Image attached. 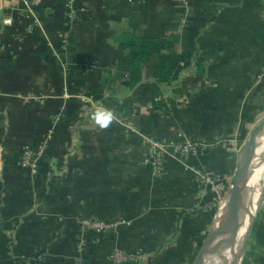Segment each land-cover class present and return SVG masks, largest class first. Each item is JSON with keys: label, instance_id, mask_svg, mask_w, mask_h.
<instances>
[{"label": "crops", "instance_id": "0c3cea01", "mask_svg": "<svg viewBox=\"0 0 264 264\" xmlns=\"http://www.w3.org/2000/svg\"><path fill=\"white\" fill-rule=\"evenodd\" d=\"M125 34L187 61L169 81L157 56L132 76ZM263 120L264 0H0V264H192L221 201L191 168L231 181ZM162 139L198 153L156 171ZM260 213L247 248L264 264ZM90 217L108 228L85 238Z\"/></svg>", "mask_w": 264, "mask_h": 264}, {"label": "water", "instance_id": "95a60500", "mask_svg": "<svg viewBox=\"0 0 264 264\" xmlns=\"http://www.w3.org/2000/svg\"><path fill=\"white\" fill-rule=\"evenodd\" d=\"M263 137L264 120L253 129L246 144L238 154L236 171L232 177L231 188L227 195L230 219L213 226L205 237L203 245L192 264H207L206 262L212 247L231 237H234L238 232L244 211V204L240 197V192L243 191L248 184L250 167L256 155V150L259 146L260 140ZM251 230L252 223L249 228L248 236L241 248V257H243L246 250Z\"/></svg>", "mask_w": 264, "mask_h": 264}, {"label": "bare ground", "instance_id": "6f19581e", "mask_svg": "<svg viewBox=\"0 0 264 264\" xmlns=\"http://www.w3.org/2000/svg\"><path fill=\"white\" fill-rule=\"evenodd\" d=\"M264 180V137L260 140L256 155L250 167L248 184L240 197L244 204V211L240 221V227L234 237L214 245L207 259V264H212L216 258H220L219 264H240L242 259L241 248L246 240L250 228V219L261 204ZM264 192V191H263ZM228 197V196H227ZM221 202L216 223L221 224L230 219L228 210V198Z\"/></svg>", "mask_w": 264, "mask_h": 264}, {"label": "built area", "instance_id": "2783aa9c", "mask_svg": "<svg viewBox=\"0 0 264 264\" xmlns=\"http://www.w3.org/2000/svg\"><path fill=\"white\" fill-rule=\"evenodd\" d=\"M199 150L198 144L173 140H150L149 157L154 164V168L158 171L167 158L182 159L186 162L191 158H195ZM35 154L31 150H26L23 154V164L26 166L34 165ZM190 169L191 167L188 166ZM196 177V181L201 185H215L219 182V176L211 171H205L201 168H191ZM108 228V225L100 218L90 217L81 221V234L85 238L88 234L92 236L100 234ZM111 259L117 264H124L129 256L123 250H116L111 255Z\"/></svg>", "mask_w": 264, "mask_h": 264}, {"label": "trees", "instance_id": "16d2710c", "mask_svg": "<svg viewBox=\"0 0 264 264\" xmlns=\"http://www.w3.org/2000/svg\"><path fill=\"white\" fill-rule=\"evenodd\" d=\"M118 44L122 50L128 52V60L132 58L134 60L133 63L136 64L134 69L130 70L132 76L139 73L138 66L149 62L152 57L157 56L158 61L155 65V76L161 81H169L176 77L180 64L187 61L186 54L171 52L173 44L170 40L143 38L132 34H125ZM129 85L134 86L131 82Z\"/></svg>", "mask_w": 264, "mask_h": 264}, {"label": "rangeland", "instance_id": "374dc122", "mask_svg": "<svg viewBox=\"0 0 264 264\" xmlns=\"http://www.w3.org/2000/svg\"><path fill=\"white\" fill-rule=\"evenodd\" d=\"M248 137H249V135H246L245 136V139L243 141V145L247 142ZM189 167H191V166H189ZM217 176H219V179H220L217 184H215V185H202L201 184L200 185L207 193L209 192L210 194H212L214 196L213 202H212V199H211V207L212 206L214 207L215 204L218 205V203L220 201L221 202L224 201V199H226V197L228 195V192H229V190L231 188V181H230V179H229V181L228 180L223 181L222 178H221V174L217 173ZM263 191H264V180H263V190H262V201H261V204H258L257 212H255V214L251 217V219L249 221L250 222L249 225H251V223H252V229H253L254 226L256 227V224H257L258 220L260 219V216H261V213L260 212H262V210H264V192ZM221 202H220V204H221ZM215 209H217V208H215ZM251 232H252V230H251ZM96 235H98V234H96ZM253 235H254V232H253ZM249 238H250V236H249ZM253 238L251 237L250 240H252ZM247 249L245 250V252L243 254V257L240 260V264H259V261L257 260L258 259L257 258L258 254L255 253L254 250H252V247H249ZM112 253H110V255ZM126 253L129 256L128 258H130V259H128L126 262H124V264H132V263L133 264L134 263L136 264L138 262L139 257H141L140 256L141 255V252L138 253V254H134V253H131V252H126ZM251 257L253 259L252 262H251ZM219 263H220V258H216V260L212 262V264H219Z\"/></svg>", "mask_w": 264, "mask_h": 264}]
</instances>
